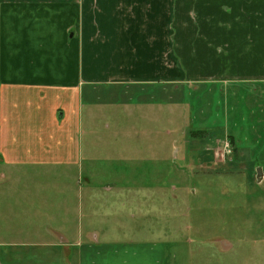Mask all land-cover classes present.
Listing matches in <instances>:
<instances>
[{"label":"rangeland","instance_id":"374dc122","mask_svg":"<svg viewBox=\"0 0 264 264\" xmlns=\"http://www.w3.org/2000/svg\"><path fill=\"white\" fill-rule=\"evenodd\" d=\"M87 1L107 7L103 18L126 37L128 63L167 66L169 50L182 55L189 0ZM164 93L157 118L146 124L135 116L123 124L118 106L116 116L110 106L111 127L103 122L89 134L104 130L105 143L81 160L84 176L55 163L12 166L0 151V264H264L263 129L249 143L250 128L232 108L221 131L205 129L198 117L210 100L196 94L193 109L183 106L169 126ZM226 124L232 136H224ZM83 129L85 139L86 122ZM86 179L97 190H78ZM112 183L114 190L105 189Z\"/></svg>","mask_w":264,"mask_h":264},{"label":"crops","instance_id":"0c3cea01","mask_svg":"<svg viewBox=\"0 0 264 264\" xmlns=\"http://www.w3.org/2000/svg\"><path fill=\"white\" fill-rule=\"evenodd\" d=\"M88 2L0 1V151L12 166L55 163L84 176L81 160L95 156L104 141V130L91 140L89 134L105 127L110 106L115 116L118 106L123 124L132 116L146 124L157 118L162 90L170 102L169 126L183 106V112L193 109L196 94L210 100L209 112L198 117L205 129L221 131L223 113L229 116L232 108L250 128L249 143L264 131V0H189L182 55L169 50L167 66L158 60L128 63L126 37L117 36L118 26L103 18L107 7ZM84 122L90 127L85 139ZM226 126L224 136H232ZM80 186L97 190L88 179ZM39 246L45 253L52 250Z\"/></svg>","mask_w":264,"mask_h":264},{"label":"water","instance_id":"95a60500","mask_svg":"<svg viewBox=\"0 0 264 264\" xmlns=\"http://www.w3.org/2000/svg\"><path fill=\"white\" fill-rule=\"evenodd\" d=\"M262 176H263L262 168H259V169L257 170V177H258V181H259V182L261 181Z\"/></svg>","mask_w":264,"mask_h":264}]
</instances>
